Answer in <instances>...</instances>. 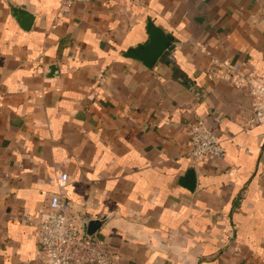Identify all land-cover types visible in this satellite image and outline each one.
<instances>
[{
	"label": "crops",
	"instance_id": "obj_1",
	"mask_svg": "<svg viewBox=\"0 0 264 264\" xmlns=\"http://www.w3.org/2000/svg\"><path fill=\"white\" fill-rule=\"evenodd\" d=\"M149 18L174 36L153 67L124 54ZM214 60L264 78V0H0V264H41L22 217L53 193L118 264H264V124ZM196 119L222 155L188 156Z\"/></svg>",
	"mask_w": 264,
	"mask_h": 264
},
{
	"label": "built area",
	"instance_id": "obj_2",
	"mask_svg": "<svg viewBox=\"0 0 264 264\" xmlns=\"http://www.w3.org/2000/svg\"><path fill=\"white\" fill-rule=\"evenodd\" d=\"M90 1L59 0L60 10L66 11L75 3L86 4ZM206 73L213 80L224 79L229 85L248 91L252 108L247 125L264 124V78L244 71L228 60H214ZM186 133L189 138L187 154L193 161L223 154L222 139L204 119L190 122ZM67 177L66 173L60 175L61 186ZM22 219L33 224L35 239L42 247L39 253L41 264H118L117 254L108 242L83 231L82 219L69 212L61 193L51 194L36 214L25 215Z\"/></svg>",
	"mask_w": 264,
	"mask_h": 264
},
{
	"label": "water",
	"instance_id": "obj_3",
	"mask_svg": "<svg viewBox=\"0 0 264 264\" xmlns=\"http://www.w3.org/2000/svg\"><path fill=\"white\" fill-rule=\"evenodd\" d=\"M11 13L14 17L19 20V22H24L28 26L33 20V13L27 11L23 7L9 4ZM147 38L136 45L129 47L125 51V56L136 58L141 60L146 66L153 67L161 55L167 50L173 43L174 36L164 31V29L156 25L150 18L147 22ZM56 66H51L49 69L53 71ZM181 182L188 189L192 190L196 183L195 170L194 168H189L183 177ZM83 223L86 226V232L90 236H94L96 231L99 229L103 223L104 217L94 219L92 217H84Z\"/></svg>",
	"mask_w": 264,
	"mask_h": 264
}]
</instances>
